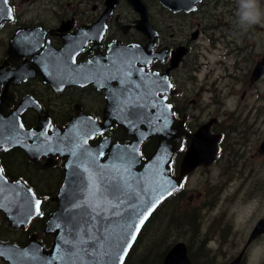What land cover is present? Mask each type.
I'll return each mask as SVG.
<instances>
[{
  "label": "flooded vegetation",
  "instance_id": "1",
  "mask_svg": "<svg viewBox=\"0 0 264 264\" xmlns=\"http://www.w3.org/2000/svg\"><path fill=\"white\" fill-rule=\"evenodd\" d=\"M259 3L264 11V0ZM239 11L240 0H0V164L10 180L24 181L42 198L41 213L28 228L10 227L0 211V242L24 246L34 236L46 249L52 247L54 237L43 228L59 205L55 197L67 156L57 140L76 131L93 145L109 136L114 143L128 141L117 122L123 121L118 109L139 103L133 60L147 56L142 78L149 108H164L169 115L172 109L188 132L173 155L172 174L181 173L190 135L205 126L209 143L217 139L213 161L188 169L181 188L155 212L163 218L157 226L165 234L169 230L162 264L179 243L186 246L191 264H264L259 259L264 255V209L259 215L255 210L250 222L234 209L238 196L264 190L261 173L259 185L245 188L243 177V183L236 182L257 156L264 157V133L248 150L253 132L244 129L264 124V19L242 31ZM218 68L229 74L230 85L202 107L192 100L197 83L208 81ZM217 84L214 80L200 90L218 93ZM108 105L112 114L104 120ZM89 120L104 123V131L94 128L90 138ZM60 128L63 133L38 151L39 158L28 156L25 145ZM230 132L239 139L231 140ZM156 147L155 138L147 139L144 156ZM215 169L223 182L217 181L203 205L193 210L191 190L201 194L202 180ZM196 181L199 187L193 186ZM220 255L229 258L217 262ZM0 264L9 263L0 258Z\"/></svg>",
  "mask_w": 264,
  "mask_h": 264
},
{
  "label": "water",
  "instance_id": "2",
  "mask_svg": "<svg viewBox=\"0 0 264 264\" xmlns=\"http://www.w3.org/2000/svg\"><path fill=\"white\" fill-rule=\"evenodd\" d=\"M137 62L142 66H137ZM133 63L134 96L139 103L118 109L123 121H117L128 141L114 143L109 136L93 145L87 135L76 131L57 140V146L67 155L64 157V177L55 197L59 205L43 228L44 232L53 235V245L46 249L34 236L24 246L0 242V258L9 264H125L160 204L181 188L186 171L213 161L217 139L209 143L208 127L204 126L190 135L192 145L184 158L180 175L172 174L173 155L188 132L172 109L170 115L164 108L156 107L154 112L151 111L146 98L148 85L142 78L143 64L148 63V58L135 59ZM111 114V105H108L104 120ZM156 119L166 124H158ZM72 122L67 123L66 130L72 127ZM94 123L89 120L90 138L95 135V129L101 132L105 129L104 123H95L96 126ZM108 127L107 124L106 129ZM62 133L60 128L37 144L25 145L28 156L39 158L38 151L47 149L46 145L54 136ZM149 138L157 140V147L145 157L142 146ZM19 145L21 142L17 143ZM106 153L108 156L103 159ZM205 153L211 156L206 157ZM125 182L122 191L112 192L111 184L123 186ZM41 205L42 198L24 181L10 180L0 164V211L10 227L28 228L40 215ZM134 211L136 215L131 217ZM144 216L147 219L141 225ZM129 224L134 227H128ZM137 226L139 231H136ZM120 237L119 247H114L115 240ZM185 247L183 243L177 244L163 264H191Z\"/></svg>",
  "mask_w": 264,
  "mask_h": 264
},
{
  "label": "rangeland",
  "instance_id": "3",
  "mask_svg": "<svg viewBox=\"0 0 264 264\" xmlns=\"http://www.w3.org/2000/svg\"><path fill=\"white\" fill-rule=\"evenodd\" d=\"M214 80H218V90L219 92H212V93H206V92H202L200 90V86L203 84H210V82L214 81ZM227 85H230V76L228 73H226V71L222 70L221 68H218L215 73L212 75L211 78L207 80H200L197 83V94L194 96V98L192 100H195V102H201V106H207L209 107L210 103L207 100H213L215 98H217L218 96H223L226 91H227ZM215 101V100H214ZM194 102V101H192ZM228 107V105H227ZM245 129V134L248 132H253L251 135L253 137L252 139V144L247 147L248 150H250L253 147V144L256 143L259 139V137L264 133V124H258L257 126H251V127H244ZM230 138L231 140H237L239 139V137L237 135H235L234 133L230 132ZM260 173L262 176H264V157L263 156H257L255 158V162H252L251 167H249L248 173L247 174H242L243 176L238 177V179L236 180L237 185H239L242 181V177L244 179V181L247 183L246 185H244L245 188H248V186L251 185H259L260 184ZM220 176V169H215L213 170L212 173H208L207 175H205L204 179L202 180V183L200 181H196L194 183V187H199L200 183L201 186L199 188L200 191L203 190V192L200 194L197 192V190L192 189L191 193L193 195L192 199H193V203L194 205V209L195 210L197 208V206H201L203 205V201L205 200V198H207L211 191L216 189L217 186V181L219 182H223V178L222 179H218V177ZM49 181V180H48ZM211 181L213 184L211 185H205L206 182ZM200 194V195H199ZM260 195H256L254 194L253 196L249 197V198H245L247 197V193H245L242 196H238V198L235 201V205H234V209L236 213H239V215L242 216L243 218V222H250L252 220L253 217V213L254 211H258V215L263 213V209H264V190H261L259 192ZM202 201V202H201ZM159 220H157L149 229L150 233L151 229L156 228L157 227V223ZM173 237H171L170 239H172ZM155 242H157L158 244L162 245V242L164 240V234L161 233L160 235H158L156 237V239H154ZM169 240V239H168ZM168 240L165 241V244H167ZM147 246L149 243H145ZM158 246V245H157ZM159 248V247H157ZM144 250V242H141L139 244V247L136 249L135 254L132 256V258L130 259V261L128 262V264H141V254ZM231 256V255H230ZM229 258V256L227 255H220L216 257V261L217 262H221V261H226ZM259 259L261 262L264 261V255L259 256ZM153 264V263H152Z\"/></svg>",
  "mask_w": 264,
  "mask_h": 264
},
{
  "label": "trees",
  "instance_id": "4",
  "mask_svg": "<svg viewBox=\"0 0 264 264\" xmlns=\"http://www.w3.org/2000/svg\"><path fill=\"white\" fill-rule=\"evenodd\" d=\"M46 209H49V207H47ZM158 213L155 214V217L150 220V222H148L145 230H146V233L143 234L142 238L139 240L138 244L141 243V242H144V250L141 254V264H154L155 262L157 264H162V260H163V257L165 255V250L163 251V242H162V245L161 244H158L157 242H155L154 239H156V237L158 235H160L161 233L164 234V240H167V237H168V233H169V230L167 231V235L165 234V230H164V227L163 226H160V227H156V228H153L151 229L150 233L149 232V229L150 227L157 221V225L159 224H162V220L163 218L160 216H156ZM156 217H158L157 219H155ZM149 243L148 246L145 244V243ZM137 244V245H138ZM133 249V254L132 256L135 254V251L136 249L139 247V245ZM158 245V246H157ZM159 247V248H157ZM132 258V257H131ZM130 258V259H131ZM130 261V260H129Z\"/></svg>",
  "mask_w": 264,
  "mask_h": 264
},
{
  "label": "clouds",
  "instance_id": "5",
  "mask_svg": "<svg viewBox=\"0 0 264 264\" xmlns=\"http://www.w3.org/2000/svg\"><path fill=\"white\" fill-rule=\"evenodd\" d=\"M264 19V11L261 10L259 0H240L237 26L242 31H247L252 25L258 24Z\"/></svg>",
  "mask_w": 264,
  "mask_h": 264
},
{
  "label": "snow or ice",
  "instance_id": "6",
  "mask_svg": "<svg viewBox=\"0 0 264 264\" xmlns=\"http://www.w3.org/2000/svg\"><path fill=\"white\" fill-rule=\"evenodd\" d=\"M3 2L6 3L7 0H3ZM124 186H126V182H125V185H123V186L121 184H119V183L111 184L110 188H111L112 192L116 193V192L122 191ZM38 205H39V201H37V206ZM135 215H136L135 211L133 213H131V217H135ZM146 219H147V216H144L143 219L140 220V224L142 225ZM128 227L131 228V227H134V225L133 224H129ZM136 231H139V227L138 226L136 227ZM132 239L135 240V236L134 235L132 236ZM120 240H122V237H120L117 240H115L113 246L118 248ZM128 247H131V245L129 244Z\"/></svg>",
  "mask_w": 264,
  "mask_h": 264
}]
</instances>
